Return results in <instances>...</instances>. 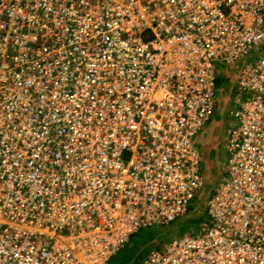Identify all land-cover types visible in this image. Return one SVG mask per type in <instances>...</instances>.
<instances>
[{"label":"built area","instance_id":"2783aa9c","mask_svg":"<svg viewBox=\"0 0 264 264\" xmlns=\"http://www.w3.org/2000/svg\"><path fill=\"white\" fill-rule=\"evenodd\" d=\"M220 66L206 218L138 264H264V0H0V264H107L183 216Z\"/></svg>","mask_w":264,"mask_h":264},{"label":"rangeland","instance_id":"374dc122","mask_svg":"<svg viewBox=\"0 0 264 264\" xmlns=\"http://www.w3.org/2000/svg\"><path fill=\"white\" fill-rule=\"evenodd\" d=\"M234 72L235 70L231 67L220 66V73L217 80L218 96L222 91V89L225 87H227L230 91L229 92L230 101H228L226 105L227 111L225 112V115L222 117L225 126L227 125L228 120L231 117V114L229 112L230 109H232L233 107L232 103H234L232 102V100H235V98L238 97L235 88L236 75ZM213 119L214 122L216 123L220 122L221 116L219 112L215 114V117ZM210 187L212 186H209V184L206 183L204 192L201 193L199 198L203 196L207 197V193H209L210 191V190L208 191V189ZM201 199L199 200L201 201L199 203L201 206L197 205L196 200L192 201L190 203L188 210L182 216L181 219L173 221L169 225L160 226L158 224H154L148 227L147 229L146 228L141 229L136 235H134L133 237L131 236L130 241L124 247H122L121 250L118 251L116 255L111 257L110 260L107 262V264H138L139 260L146 254V252L149 251L151 246L160 243V241L162 242L165 236L172 237L173 235L178 234L180 231L186 232L192 229H196L197 224L200 222V221L198 222L197 220L200 217L205 216V213H203L204 199L203 200ZM160 231H163V233L160 234ZM181 234L183 233H180L179 235Z\"/></svg>","mask_w":264,"mask_h":264},{"label":"crops","instance_id":"0c3cea01","mask_svg":"<svg viewBox=\"0 0 264 264\" xmlns=\"http://www.w3.org/2000/svg\"><path fill=\"white\" fill-rule=\"evenodd\" d=\"M235 86H236V84H235ZM236 91H237V89H236ZM229 92L230 91L227 87L223 88L222 91L220 92L219 96H218V99H217V106H216L215 114H217L219 112V114L221 116L220 122H217V123L214 122V119H213L215 117V115H214L213 118L208 123H206V125L203 127V129L201 130V133L198 137V142H199L198 144H199V147H200V150L202 153V169H203L204 176L206 178V183L209 184V186H213L216 183V181L222 176L223 170H224L225 159H226V147H225L224 139L226 137V133H227L228 128L230 126L233 111H234V106H235V103H232L233 107H232V109H230V112H229L231 114V117L228 120L227 125L225 126L222 117L225 115V112L227 111L226 105H227L228 101H230L229 100L230 99ZM237 94H238V92H237ZM232 102H235V101L232 100ZM162 233H163V231H160V234H162ZM180 233H184V232L180 231L178 234L173 235L172 237L178 236ZM136 234H134V235H136ZM134 235H132V237ZM161 237H162V235H161ZM172 237L171 236L170 237L165 236L163 241H167ZM162 242L160 241V243H162ZM160 243L152 245L151 248L149 249V251L151 249H154L155 246L159 245ZM120 250L121 249H119L118 251H120ZM117 252L115 253V255L117 254ZM148 252H146V254ZM146 254L144 256H146Z\"/></svg>","mask_w":264,"mask_h":264},{"label":"trees","instance_id":"16d2710c","mask_svg":"<svg viewBox=\"0 0 264 264\" xmlns=\"http://www.w3.org/2000/svg\"><path fill=\"white\" fill-rule=\"evenodd\" d=\"M210 188H211V187H210ZM210 188H209V189H210ZM209 189H208V191H209ZM203 192H204V191H203ZM207 194H208V193H207ZM201 198H202V199H201ZM201 198H197V199H195V200H196V203H197L198 206H201V205L199 204L201 201H199V200H200V199H201V200L204 199V201H205L206 196H203V197H201ZM189 206H190V205H189ZM204 213H205V210H204ZM181 218H182V216H181L180 218L176 219V220H179V219H181ZM205 218H206V214H205V216L200 217V218H199L200 220L198 219L197 221H198V222H199V221H202V220H204ZM176 220H175V221H176ZM171 223H172V222H171ZM169 224H170V223H169ZM169 224H158V225H160V226H165V225H169ZM157 246H158V245H157ZM157 246H155V248H156ZM151 250H152V249H151ZM144 257H145V256H144ZM144 257H143V258H144ZM143 258H142V259H143ZM142 259H141V260H142ZM141 260H140V261H141ZM140 261H139V262H140Z\"/></svg>","mask_w":264,"mask_h":264}]
</instances>
